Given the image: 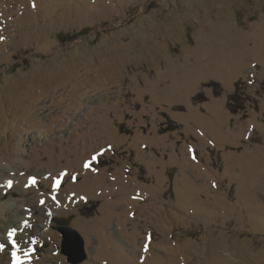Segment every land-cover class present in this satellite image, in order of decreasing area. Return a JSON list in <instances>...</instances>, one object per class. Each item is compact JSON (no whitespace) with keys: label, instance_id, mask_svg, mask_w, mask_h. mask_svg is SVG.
I'll return each mask as SVG.
<instances>
[{"label":"rangeland","instance_id":"374dc122","mask_svg":"<svg viewBox=\"0 0 264 264\" xmlns=\"http://www.w3.org/2000/svg\"><path fill=\"white\" fill-rule=\"evenodd\" d=\"M56 225L264 264V0H0V264H69Z\"/></svg>","mask_w":264,"mask_h":264},{"label":"water","instance_id":"95a60500","mask_svg":"<svg viewBox=\"0 0 264 264\" xmlns=\"http://www.w3.org/2000/svg\"><path fill=\"white\" fill-rule=\"evenodd\" d=\"M52 228L62 236L60 253L67 257L69 264H83L88 260L85 241L77 230L69 225H56Z\"/></svg>","mask_w":264,"mask_h":264},{"label":"snow or ice","instance_id":"6c2138e0","mask_svg":"<svg viewBox=\"0 0 264 264\" xmlns=\"http://www.w3.org/2000/svg\"><path fill=\"white\" fill-rule=\"evenodd\" d=\"M33 6H35V5H33ZM32 183L35 184V180L34 179L32 180ZM9 187H11V182H9ZM13 236H14V230H13V232L9 233V238L11 239ZM12 246L14 248L16 247L15 240H12ZM2 250H4V245L0 244V251H2ZM12 256H13L14 264H25V261H26V259L28 257V253L27 252L25 253L24 258H21L20 256H18L16 252H13Z\"/></svg>","mask_w":264,"mask_h":264},{"label":"trees","instance_id":"16d2710c","mask_svg":"<svg viewBox=\"0 0 264 264\" xmlns=\"http://www.w3.org/2000/svg\"><path fill=\"white\" fill-rule=\"evenodd\" d=\"M195 98H197V96ZM238 103L239 102L237 101L236 94L232 95L229 102V108H233Z\"/></svg>","mask_w":264,"mask_h":264}]
</instances>
